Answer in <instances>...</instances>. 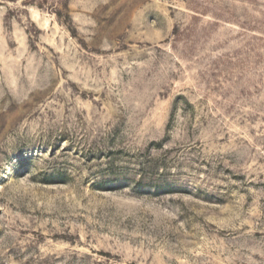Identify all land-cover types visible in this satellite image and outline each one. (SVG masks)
Segmentation results:
<instances>
[{
    "label": "rangeland",
    "instance_id": "1",
    "mask_svg": "<svg viewBox=\"0 0 264 264\" xmlns=\"http://www.w3.org/2000/svg\"><path fill=\"white\" fill-rule=\"evenodd\" d=\"M0 264H264V0H0Z\"/></svg>",
    "mask_w": 264,
    "mask_h": 264
},
{
    "label": "built area",
    "instance_id": "2",
    "mask_svg": "<svg viewBox=\"0 0 264 264\" xmlns=\"http://www.w3.org/2000/svg\"><path fill=\"white\" fill-rule=\"evenodd\" d=\"M164 1H166V2H169V1L177 2V1H179V0H164Z\"/></svg>",
    "mask_w": 264,
    "mask_h": 264
}]
</instances>
